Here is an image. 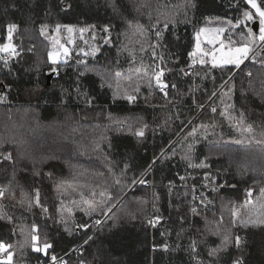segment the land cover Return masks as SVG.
I'll list each match as a JSON object with an SVG mask.
<instances>
[{
  "label": "trees",
  "instance_id": "1",
  "mask_svg": "<svg viewBox=\"0 0 264 264\" xmlns=\"http://www.w3.org/2000/svg\"><path fill=\"white\" fill-rule=\"evenodd\" d=\"M247 9L246 0H0V47L12 43L10 52L0 49V90L11 91L10 103L0 104V177L7 186L0 242L10 246L0 264L53 256L65 264H264V47L238 71L192 55L208 17L234 24ZM10 24L16 28L8 39ZM59 25L94 27L97 53L50 61L41 29L51 35ZM248 38L245 32L238 43ZM28 87L41 88L33 103L20 97ZM62 110L76 117L68 120L66 150L108 178V204L129 191L105 219L101 204L71 224L55 211L49 176H65L67 168L40 130L58 122ZM92 123L106 137L100 148L85 135ZM79 129L83 134L74 135ZM55 131L60 140L64 133ZM33 151L43 159L40 175ZM20 191L37 194L26 211L14 202ZM215 220L228 225L226 248ZM19 226L31 229L36 246L9 262Z\"/></svg>",
  "mask_w": 264,
  "mask_h": 264
},
{
  "label": "rangeland",
  "instance_id": "2",
  "mask_svg": "<svg viewBox=\"0 0 264 264\" xmlns=\"http://www.w3.org/2000/svg\"><path fill=\"white\" fill-rule=\"evenodd\" d=\"M256 3L261 9H264V5H260L257 0ZM247 4L249 5V10L247 9L244 12L241 19L237 23L233 24L229 20L216 16L208 17L206 19L207 25L202 26L195 33L196 41L195 47L192 51V55L195 57V60L202 61L206 58L212 65H236L234 63H224L223 61L235 58L238 55L236 53V49L245 47L248 48L249 51L247 52V54L241 57V60L245 61L251 54V52H253V50L256 51L259 47H264V41H261L259 38L261 35V17L256 12L255 8H253L248 2ZM246 12L251 13V19L246 18ZM255 20L258 22L256 27L252 25ZM251 26L255 28V31H257L256 33H253L254 31ZM41 32L46 40H49L50 42V45H47L46 49H48V54L52 53L53 56L56 57L55 63L59 62L58 60L60 59H64L66 57L70 58L72 53H76L84 57H91L98 51V47L96 44L97 34L94 27L59 25V27L54 28V31H52L51 35L46 29H41ZM245 32L249 36L248 40L245 41L244 44L238 43L240 42L239 40H241L240 38L245 35ZM239 34L240 38L237 39ZM7 36L9 39V33L7 34ZM5 46L10 47H7L6 49ZM0 49L1 51L10 52L12 50V43H10V39L6 40V42L0 47ZM50 61L53 62V60L51 59ZM40 91L41 88L39 87H28L25 91L22 92L20 97L30 103H33V101L36 100V98L39 96ZM9 93H11V91L8 88H3L0 90V104L10 103V101H8V99H10L8 95ZM59 118L60 119L57 120L58 122L49 124L46 127L42 128V130H40L42 131V134L45 135V139L43 141L46 142V144L49 143V145L51 146L50 147L47 145L48 150L56 155H60L59 157L64 160V164L67 168V173L65 174V176H49V178L53 181V191L56 196L55 198L57 199V205H59L58 209L55 211L59 215H62L64 219L71 224L72 220L74 219L73 216H76V214H78L79 212H83L85 215H87L88 209H96V207L101 204L102 210L108 211V213L104 217L105 219L112 213L118 203L127 195L129 191L126 192L116 204H108V202L106 201V198H108V191H110V188H113L107 181L108 178L104 176L98 177L97 168L86 167L72 160V155L66 150L69 141L68 138L70 136H73L72 134H70V131H68L69 127L72 126L71 123H68V120H74L76 117H74L71 113L68 114L65 110H62V114L59 115ZM77 118L79 117L77 116ZM80 123H83L82 119L80 120ZM18 127L20 128V130H26L24 129V126L22 124H19ZM18 127L9 125L8 130H16ZM107 127L109 128V125ZM57 129L64 133L60 140H56L54 138V135H51L52 133L56 134L55 130ZM83 132L84 130L79 129V131L74 135L78 136L83 134ZM85 135L88 136L92 142L97 144L98 148H100L106 140L101 127H99L97 123H92L89 132L85 133ZM65 136H67L68 138ZM53 140L54 142L52 143L51 141ZM46 144H40V146ZM32 154H34L32 155V158H35L36 161H34L36 164L34 165L33 172L34 174L40 175L43 167L40 164L43 160L42 156L38 155L37 151H33ZM47 157L49 158L52 156ZM20 159L30 160L31 156L29 154L25 155V153H21ZM109 178L113 179L112 177ZM6 187L7 186L3 184V181L0 177V193L3 192ZM18 190L19 188H17V191ZM36 196L37 194H34L33 192H26L22 194V191H20L19 198L14 199V202L16 203L18 201L19 203L23 204V209L26 211V209H30ZM140 199H142V197H140ZM0 207H2L1 202ZM224 210L225 209L223 207L222 211L224 212ZM2 212L5 215L8 214L7 216L10 217L8 211L2 210ZM215 221L220 228L218 233L221 238V244L224 242L226 237L230 241L229 233L227 230L228 225L223 224L222 221ZM10 222L12 226H15L12 221ZM111 224L116 225V222ZM27 228L28 226H19L17 228L19 239L16 236L15 240L13 241V245L15 246V248H13V251L10 252L13 258L14 256H18L20 254L22 255L23 249L25 247L29 248L31 246H36L37 239L33 240L31 229ZM71 228L74 229L73 226H71ZM71 228H68V230H70ZM4 258L5 260L9 261L8 254L5 255ZM10 262H13L12 258ZM11 264H15V262Z\"/></svg>",
  "mask_w": 264,
  "mask_h": 264
},
{
  "label": "snow or ice",
  "instance_id": "3",
  "mask_svg": "<svg viewBox=\"0 0 264 264\" xmlns=\"http://www.w3.org/2000/svg\"><path fill=\"white\" fill-rule=\"evenodd\" d=\"M247 2H248L253 8L256 9V12H257V13L259 14V16L261 17V20H260V24H261L260 32H261V35H260L259 38H260L261 41H264V9H261V8L257 5L256 0H247ZM245 16H246V18H248V19H251V18H252L251 13H248V12L245 13ZM57 27H59V26H57ZM15 28H16V25H15V24H10V25H8V31H9V35H10V36H11V33L13 32V30H14ZM42 30H43V26H42ZM221 31H222V30H221ZM158 35H159V33H158ZM7 47H10V46H5L6 49H7ZM248 51H249V50H248V48H246V47H245V48L236 49V53H237L238 55H237L235 58L228 59V60H225V61H223V62H224V63H234V64H236L237 67H239L240 63H242L241 57H242V56H245V55L247 54ZM49 59H51V60H53V62H55L56 57H54L52 53H49ZM214 63H215V61H214ZM53 71H55V69H53ZM160 76H161L160 73H158V74L156 75V79H157L158 82L160 81ZM164 87H166V85H165V86H162V90H163ZM127 98H128L130 101L134 99V97H132V96H128ZM213 111H215V109H213ZM137 135H138V136H142V135H143V131H142V130H141V131H138V132H137ZM9 158H10V157H9ZM0 194H2V193H0ZM193 211H195V209H193ZM97 223H99V221H97ZM150 223H151V222H150ZM85 227H86V226H85ZM33 240H36V237H33ZM230 242H231V241H229L228 238L226 237L225 240H224V242H223V247L226 248L227 245H228ZM235 243H236V246H237V247L240 246V243H241L240 237H236ZM192 246H193V248H195V241H193V245H192ZM8 247H10V246H6L3 242H0V252L5 251ZM49 247H51V245L45 243V245H44V249L46 250V249L49 248ZM165 247H166V246H165ZM35 250H36V251H40L41 249H40V248H35ZM220 250H221L220 248L212 249V250L209 251L208 255H209V256H214V255H216V253H217L218 251H220ZM8 259H9V262H10V261H11V253H10V252L8 253ZM52 259H53V261H56L57 258H56L55 256H53ZM232 264H240L239 259H237V260H233Z\"/></svg>",
  "mask_w": 264,
  "mask_h": 264
},
{
  "label": "built area",
  "instance_id": "4",
  "mask_svg": "<svg viewBox=\"0 0 264 264\" xmlns=\"http://www.w3.org/2000/svg\"><path fill=\"white\" fill-rule=\"evenodd\" d=\"M183 71L185 72V74L187 75V76H192V72H193V67L192 66H186V67H183ZM8 93V92H7ZM10 94V93H9ZM8 94V95H9ZM1 100V99H0ZM0 259H2V257L0 258ZM38 264H65V260H64V258L63 257H60V258H57L56 259V261H53V259H52V257L50 258H48V260L47 261H45V262H40V263H38Z\"/></svg>",
  "mask_w": 264,
  "mask_h": 264
},
{
  "label": "water",
  "instance_id": "5",
  "mask_svg": "<svg viewBox=\"0 0 264 264\" xmlns=\"http://www.w3.org/2000/svg\"><path fill=\"white\" fill-rule=\"evenodd\" d=\"M257 24H258V22L255 20L254 22H253V26H257ZM254 51L255 50H253V52H251V54L247 57V59L237 68V70L236 71H238L239 70V68L240 67H242V65L251 57V55L254 53ZM52 77V73L50 72L49 74H47V76H46V80H47V83H49V81H50V78Z\"/></svg>",
  "mask_w": 264,
  "mask_h": 264
}]
</instances>
